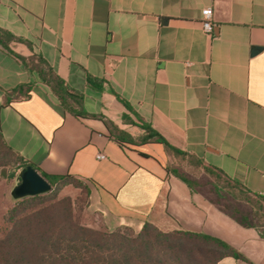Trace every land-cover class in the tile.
Masks as SVG:
<instances>
[{
	"label": "crops",
	"instance_id": "1",
	"mask_svg": "<svg viewBox=\"0 0 264 264\" xmlns=\"http://www.w3.org/2000/svg\"><path fill=\"white\" fill-rule=\"evenodd\" d=\"M206 7L212 34L202 24ZM0 27L24 39L12 51L42 55L81 93L88 113L67 110L0 44V129L9 146L47 173L87 182L89 209L110 230L138 232L149 221L205 232L248 259L219 264H264L263 231L169 170L178 168L174 150L116 138L122 131L136 139L145 122L250 195H264V0H0ZM255 45L262 49L253 53ZM88 74L104 87H90ZM30 82L27 97L4 102L7 90Z\"/></svg>",
	"mask_w": 264,
	"mask_h": 264
},
{
	"label": "trees",
	"instance_id": "2",
	"mask_svg": "<svg viewBox=\"0 0 264 264\" xmlns=\"http://www.w3.org/2000/svg\"><path fill=\"white\" fill-rule=\"evenodd\" d=\"M12 41H24L10 31L0 27V44L21 60L27 68L38 74L59 98L62 105L77 116H86L82 109L83 95L71 89L66 81L40 54L23 56L10 49ZM90 87L102 89L105 79L87 75ZM33 83H23L5 92V103L12 97H27ZM24 89V90H23ZM129 111L132 106L118 95ZM124 119L131 122L128 114ZM114 133L113 126L105 121ZM140 126L146 133L140 140L121 131L117 140L121 145L150 141L160 142L177 154L192 157L202 169L211 176V182L196 183L194 179L179 168H168L185 181L192 189L211 193L209 197L220 209L230 214L235 220L245 226H259L238 218L222 202L223 186H231L244 199L252 196L239 183L233 181L220 169L204 164L200 159L173 147L169 141L151 125L142 122ZM0 145L7 153L17 154L22 167L34 166L51 184L45 192L24 195L8 203L5 197L1 199L3 209L0 210V264H219V260L232 256L248 261L247 257L236 247L224 239L208 234L185 229L163 230L152 222H145L138 232L124 229L108 230L104 217L98 213L101 227L94 228L85 224L81 215H77L69 198L58 199L56 192L70 184L84 190L87 203L91 189L87 182L71 173L50 174L30 161L25 160L6 142L0 129ZM222 181V183H220ZM54 193L53 196L51 194ZM255 197L264 199V195ZM11 204V205H10ZM238 211L242 209L238 207ZM246 216V214H244ZM127 228V227H125ZM129 229V228H128ZM264 236V233H263Z\"/></svg>",
	"mask_w": 264,
	"mask_h": 264
},
{
	"label": "rangeland",
	"instance_id": "3",
	"mask_svg": "<svg viewBox=\"0 0 264 264\" xmlns=\"http://www.w3.org/2000/svg\"><path fill=\"white\" fill-rule=\"evenodd\" d=\"M143 135L137 137L135 140H140ZM173 161L174 164L178 165V168L182 172L197 181L196 183L211 182V176L208 178V174L192 157L176 153L173 156ZM22 162L23 161H21L17 154L7 153L0 145V210L3 209V206L1 205L2 198L5 197V201L10 203L20 197L15 193V189L21 182V174L23 171ZM220 183L224 185L222 181H220ZM223 191L224 198L222 199V202L227 205V208L236 214L238 218H244L248 222L259 226L264 233V199L255 196H250L248 199H244L243 196H240L237 189L228 185H225V187L223 186ZM53 195L54 193L51 194V196ZM55 196L58 199H71L75 213L82 216V220L85 224L94 228L101 227L100 217L98 213H96L98 211L90 210L89 201L88 203L87 200L84 201L85 195L83 188L70 184L59 189ZM209 197H211V193L209 194ZM238 207L242 209V212L237 210ZM244 214H246V216ZM120 229L128 231L132 230L125 227H121Z\"/></svg>",
	"mask_w": 264,
	"mask_h": 264
},
{
	"label": "water",
	"instance_id": "4",
	"mask_svg": "<svg viewBox=\"0 0 264 264\" xmlns=\"http://www.w3.org/2000/svg\"><path fill=\"white\" fill-rule=\"evenodd\" d=\"M167 19L164 21L166 22ZM262 47L255 45L252 52L256 53ZM51 188L49 181L32 165L23 168L21 174V182L15 189L17 196L33 195L45 192Z\"/></svg>",
	"mask_w": 264,
	"mask_h": 264
},
{
	"label": "built area",
	"instance_id": "5",
	"mask_svg": "<svg viewBox=\"0 0 264 264\" xmlns=\"http://www.w3.org/2000/svg\"><path fill=\"white\" fill-rule=\"evenodd\" d=\"M202 24L207 33L212 34L214 32L215 24L213 21V10L211 7H206L202 11ZM100 157H105L104 153H100Z\"/></svg>",
	"mask_w": 264,
	"mask_h": 264
}]
</instances>
